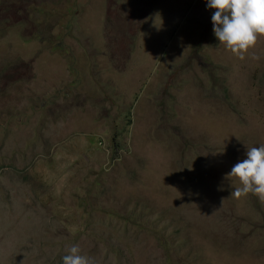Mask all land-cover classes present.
Returning <instances> with one entry per match:
<instances>
[{
  "label": "rangeland",
  "instance_id": "rangeland-1",
  "mask_svg": "<svg viewBox=\"0 0 264 264\" xmlns=\"http://www.w3.org/2000/svg\"><path fill=\"white\" fill-rule=\"evenodd\" d=\"M130 1L0 0L12 14L58 28L55 57L66 62L61 80L69 89L55 81V93L44 91L43 80L38 89L6 88L12 113L34 131L68 118L69 132L80 131L84 140L58 156L65 176L47 198L53 200L48 210L39 212L32 200L29 207L23 189L17 210L0 215V264H58L74 244L97 264H264V201L231 196L240 185L228 176L247 148L264 145V50L256 46L245 59L235 57L225 79L204 78L209 70L194 59L191 69L185 59L199 42L193 19L202 12L200 1L159 0L125 54L101 57V78L114 96L99 99L97 87L85 88L83 44L95 31L106 37L124 29L128 20L116 12ZM164 10L174 16L186 50L160 24ZM137 42L149 59L140 57ZM144 81L151 89L147 113L130 109ZM130 110L128 127L123 117ZM32 140L42 142L40 132ZM36 174L47 182L49 169ZM19 181L14 174L0 178L11 196ZM77 183L92 186L95 205L88 210L71 207ZM45 215L51 218L46 223ZM91 224L103 233L104 245L90 239Z\"/></svg>",
  "mask_w": 264,
  "mask_h": 264
},
{
  "label": "clouds",
  "instance_id": "clouds-1",
  "mask_svg": "<svg viewBox=\"0 0 264 264\" xmlns=\"http://www.w3.org/2000/svg\"><path fill=\"white\" fill-rule=\"evenodd\" d=\"M185 2V0H180ZM202 12L194 15L195 38L199 42L191 52L186 50V45L178 40L179 33L174 25V16L164 10L158 17L160 24H165L167 30L176 35L178 44L185 46L186 62L192 59L204 65L209 72L201 73L204 78L225 79L234 67V60L245 59L250 49L256 46L264 50V0H199ZM159 0H131L116 13L124 15L128 20L124 29H115L113 35L99 37L95 35L86 37L83 44L85 48V65L88 68L85 88L97 87L96 96L106 100L114 96L108 91V85L101 78V57L106 61L110 52L125 54L130 43L131 36L139 39L141 30L149 22L151 16H147L158 8ZM175 4L172 2L171 6ZM11 5L0 8V178L8 174L17 175L21 181L12 187V196L4 189L0 182V215H11L17 210L19 195L24 189L25 201H33L39 212L48 210L53 200L48 203L47 198L54 195L61 187L65 175L58 171V156L65 150H69L71 144L81 140V133L72 134L66 127L65 119L48 121L40 130L34 131L19 119L10 109L9 96L4 91L6 88H18V90L38 89L37 82L43 80L46 86L44 91L56 92L55 81L69 91L67 85L61 80L65 71L66 62L55 57L60 49L61 39L58 36V28H43L41 24L22 13L12 14ZM151 27L153 26L152 23ZM12 40L17 45V50H12ZM205 44L201 49L200 46ZM140 50V57L149 59L145 55V49L136 43ZM28 49V51H25ZM122 53V54H121ZM158 71V64L156 61ZM66 69L76 78V69L68 65ZM141 71L139 70V74ZM112 86V82H110ZM146 88L144 94L142 91ZM148 83L143 82L142 90L131 101L130 109H137L141 113L151 110L148 100ZM151 90V89H150ZM149 90V92H150ZM142 96L144 103H138ZM127 100V97H126ZM123 117L128 124L133 121L132 112ZM40 132L43 141H33L32 137ZM12 135V139H11ZM48 170V181L37 177L38 170ZM229 177H235L239 181L231 196L236 199L247 197L249 194L257 196L264 201V145L247 148L246 158L235 163L231 168ZM38 180V181H37ZM74 185V184H72ZM102 193H99L101 195ZM45 195L46 199L43 198ZM94 193L89 183L76 184L75 195L71 200V207L77 212L88 210L95 205ZM44 221L51 219L45 215ZM90 239L104 245L103 233L95 231L91 226ZM62 262L58 264H97L94 257L82 253L78 244L67 249ZM99 264V263H98Z\"/></svg>",
  "mask_w": 264,
  "mask_h": 264
},
{
  "label": "trees",
  "instance_id": "trees-1",
  "mask_svg": "<svg viewBox=\"0 0 264 264\" xmlns=\"http://www.w3.org/2000/svg\"><path fill=\"white\" fill-rule=\"evenodd\" d=\"M153 1H154V0H148V2H149V3H150V2H153ZM131 124H132V123H131V121H129V122H128V124H127V125H128V127H130V126H131ZM91 226H94V224H91Z\"/></svg>",
  "mask_w": 264,
  "mask_h": 264
}]
</instances>
